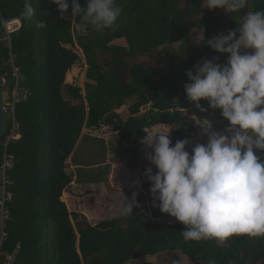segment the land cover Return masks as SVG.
Masks as SVG:
<instances>
[{
  "label": "trees",
  "instance_id": "obj_1",
  "mask_svg": "<svg viewBox=\"0 0 264 264\" xmlns=\"http://www.w3.org/2000/svg\"><path fill=\"white\" fill-rule=\"evenodd\" d=\"M204 2L186 0L181 5V0H116L122 9L118 27L96 32L78 17L58 18L56 6L48 0H33L35 15L27 21L21 17L24 0H0V62L8 79L1 91L7 87L13 92L16 79L17 89L23 91L13 108L16 135L5 145L13 119L8 112L0 140V166L5 148L13 164L7 170L10 198L5 210L9 219L0 245L1 264L16 248L14 264H125L162 251H178L187 261L175 264H264V236L234 235L222 245L184 241L180 233L184 226L160 212L144 176L148 167L156 171L143 156L141 141L149 129L179 127L169 135L173 145L182 139L206 143L202 126L186 109L210 108L207 101L202 100L198 108L187 99L186 72L214 57L223 65L228 56L214 52L204 38L235 30L248 11L264 9V0H248L236 13L206 11ZM85 3L81 0L82 6ZM12 19L21 24L7 37L1 21ZM37 21L46 27L37 28ZM73 22L85 32L75 34ZM192 28H202L204 35L193 52L182 42ZM116 39H125L127 48L114 45ZM167 44L177 46L172 62L164 67L161 47ZM124 52L127 59L121 64ZM82 57L89 80L85 93L69 85L65 98L64 82ZM11 60L18 69L17 77ZM127 101L131 102L129 116L123 120L117 111ZM146 105L148 109L141 113ZM102 125L117 131L114 162L131 172L139 171L140 188L132 189L145 193L151 205L138 203L136 198L139 206L130 216L82 224L80 215L69 212L62 200L72 181L66 162L82 132ZM106 197L118 213L120 191L108 186ZM126 197L131 200L132 195ZM72 220L77 221V231Z\"/></svg>",
  "mask_w": 264,
  "mask_h": 264
},
{
  "label": "clouds",
  "instance_id": "obj_2",
  "mask_svg": "<svg viewBox=\"0 0 264 264\" xmlns=\"http://www.w3.org/2000/svg\"><path fill=\"white\" fill-rule=\"evenodd\" d=\"M56 6L58 18L78 17L96 32L118 27L122 9L116 0H48ZM248 0H206V8L236 13ZM33 0H24L21 17L35 15ZM235 30L205 39L214 52L227 54L225 64L217 57L204 59L186 72L187 99L200 108L220 110L228 122L222 132L212 124L202 126L206 143H197L191 153L189 139L173 145L167 134L146 132L141 144L148 167L144 176L150 182L153 200L159 210L182 223L184 241H215L222 245L234 235L264 236V9L248 11ZM6 26V22H2ZM37 28L46 27L43 21ZM203 34V29L201 28ZM242 49L244 50L242 52ZM250 50V51H248ZM207 111V109H201ZM123 194V192H122ZM134 192L124 194L118 214L130 216L139 205Z\"/></svg>",
  "mask_w": 264,
  "mask_h": 264
},
{
  "label": "rangeland",
  "instance_id": "obj_3",
  "mask_svg": "<svg viewBox=\"0 0 264 264\" xmlns=\"http://www.w3.org/2000/svg\"><path fill=\"white\" fill-rule=\"evenodd\" d=\"M186 0H181V5H184ZM204 10L206 11H212L206 8V0L203 3ZM67 16L71 17V8H69ZM74 19L75 17H71ZM74 26V33L77 34L79 32H85V28L81 26L78 23L73 22ZM203 34L200 29L192 28L189 33L187 34L186 38L182 40V42L188 44L191 48V51L197 47L198 43L200 42ZM114 45L122 46V48H127V42L125 39H117L113 42ZM177 45L169 46L164 45L161 47V51L163 53V66H168L169 63L172 62L173 52ZM117 51V50H116ZM115 51V52H116ZM244 50L242 49V52ZM250 51V50H248ZM126 53L124 52L121 57V64H124L126 62ZM86 63L85 59L82 57L80 61H78L70 71V74L68 75V78L64 82L63 86V95L65 98H68V90L67 86L72 85L74 87H80L82 89V94L85 93V83L89 80L86 78ZM126 72H124V75ZM23 96V91L18 90L14 88L13 92L10 93V90L6 87L2 90V101L5 108L8 110L9 114L12 115V107L14 104L15 99H20ZM131 104L130 101H127V103L122 106L120 109H118V113L120 117L124 120L129 116V109L128 106ZM148 109V105L144 106L141 109V113L145 112ZM187 113L190 115V117L199 125L206 126L210 122L213 126V128L216 131L222 132L225 127L227 126V121L221 116L220 110H213V109H207V111H203L201 109L188 107L186 109ZM106 125H102L98 129H89L84 130L82 132V137L78 140L76 147L71 154V156L67 159V169L72 174L73 172L78 171L79 175H86L88 172L87 169L91 170V166H96L100 164H104L105 162H113V155H114V149L116 148V143L118 142L117 134H113L111 131V128H106ZM179 127L172 126V125H165V126H157L152 129H149L148 131L157 134V133H169L172 134V131L177 129ZM12 130V129H11ZM111 136H113L111 138ZM9 137V134L6 136V139ZM108 140V141H107ZM197 144L196 142L190 141V143L186 146V150L191 153L192 148ZM143 156L145 158L146 155V149L145 147L142 148ZM257 155L264 160V154L257 152ZM80 167V168H78ZM105 167V166H104ZM78 168V169H73ZM103 169V168H99ZM75 170V171H74ZM94 170L93 173L94 177L101 178L100 171ZM118 171L117 175H119ZM103 174L105 173V170H102ZM93 175V174H92ZM118 177V176H117ZM105 178V177H104ZM120 178V177H119ZM123 188L120 189V194L123 196V194L126 196L127 189L130 190L131 184L128 182H125V184H122ZM130 188V189H129ZM107 191V189H106ZM123 192V194H122ZM107 193V192H106ZM99 197V195H98ZM139 196L136 195V198ZM141 197V196H140ZM87 199V198H86ZM104 203V199L100 198ZM138 200V199H137ZM100 202V201H99ZM140 203V202H138ZM116 205V203H115ZM147 206L151 205L150 203L146 204ZM103 211L101 212V216L97 215L96 217H105V218H111V217H118L119 214L115 210V206L113 208L105 210L103 208ZM107 211V212H106ZM174 221H176L174 218H172ZM146 261H150L152 264H175V263H187L186 259L179 253L178 251H162L157 253L155 256H144V257H138L134 260H131L129 262H126L125 264H142ZM85 264V263H84ZM261 264V263H257Z\"/></svg>",
  "mask_w": 264,
  "mask_h": 264
},
{
  "label": "crops",
  "instance_id": "obj_4",
  "mask_svg": "<svg viewBox=\"0 0 264 264\" xmlns=\"http://www.w3.org/2000/svg\"><path fill=\"white\" fill-rule=\"evenodd\" d=\"M105 127L111 128L113 134L114 133L117 134V131H115L111 125H106ZM112 137L113 136H111V138ZM78 168H73V169H78ZM99 168H103L106 174H103L102 173L103 169L99 170ZM87 170L88 173L82 176L79 175L78 171L72 173V181L64 189L62 194V200L65 202L69 212H76L80 215V217L78 218L79 223L82 224L87 223L88 225H91L94 224L98 219L105 218V217H96L97 215L101 216L102 214L101 212H105L103 211V208L107 210L114 207V205L110 203L106 197L107 187L109 186L111 188L120 190L123 188L122 184L128 182L131 184V188H138L139 171L135 170L131 172L122 163L117 164L114 161L113 162L108 161L105 162L104 164L91 166V170L90 169ZM94 170L100 171L101 178H99L98 176H96L97 178L94 177V174L96 172L95 171L93 173ZM118 171H122V172H119V175H117ZM127 192L129 195H133V193L135 192L139 196L137 198L139 202L141 203L143 202L144 204L149 203L145 193L142 194L140 191L139 192L134 191L133 189L130 190L127 189ZM98 195L100 198H103L105 200L104 203L101 204V202L103 201L99 199ZM153 205L156 206L157 204L153 203ZM72 223L74 229L77 231L78 230L77 221L72 220Z\"/></svg>",
  "mask_w": 264,
  "mask_h": 264
},
{
  "label": "built area",
  "instance_id": "obj_5",
  "mask_svg": "<svg viewBox=\"0 0 264 264\" xmlns=\"http://www.w3.org/2000/svg\"><path fill=\"white\" fill-rule=\"evenodd\" d=\"M4 21H1V24ZM20 20L19 19H12L8 22H6V26H2L7 37L10 35L11 32L16 30L20 26ZM11 66L13 70V74L17 77L18 69L14 66L13 61L11 60ZM19 99H15L14 104ZM13 109V107H12ZM13 118V115H11ZM12 130H10L9 137L7 138L8 142L10 139H12L16 134V123L14 122V118L12 119ZM13 166L12 162L7 159L6 154L3 155L2 164L0 166V245L2 244L3 240L5 239V224L6 221L9 219L8 214L5 210V203L10 198V194L6 191V184H7V170L10 169ZM18 253V249L16 248L12 254H8L3 261L2 264H14L15 263V257ZM1 264V263H0Z\"/></svg>",
  "mask_w": 264,
  "mask_h": 264
},
{
  "label": "water",
  "instance_id": "obj_6",
  "mask_svg": "<svg viewBox=\"0 0 264 264\" xmlns=\"http://www.w3.org/2000/svg\"><path fill=\"white\" fill-rule=\"evenodd\" d=\"M4 74H5V69L3 68L2 62H0V140L4 136L5 127L7 124V116H8V111L3 105L2 91H1V88L8 83V79L4 77ZM16 89H17V79L15 84V90ZM13 108H14V104H13ZM12 115H13V109H12ZM5 145H7V142ZM258 152L264 154V151H258ZM5 154H6V148H5Z\"/></svg>",
  "mask_w": 264,
  "mask_h": 264
}]
</instances>
